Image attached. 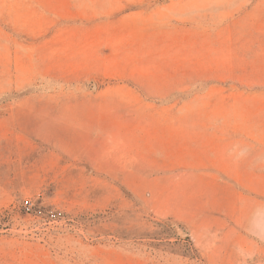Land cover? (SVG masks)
<instances>
[{
	"label": "rangeland",
	"instance_id": "rangeland-1",
	"mask_svg": "<svg viewBox=\"0 0 264 264\" xmlns=\"http://www.w3.org/2000/svg\"><path fill=\"white\" fill-rule=\"evenodd\" d=\"M0 264H264V0H0Z\"/></svg>",
	"mask_w": 264,
	"mask_h": 264
},
{
	"label": "built area",
	"instance_id": "built-area-1",
	"mask_svg": "<svg viewBox=\"0 0 264 264\" xmlns=\"http://www.w3.org/2000/svg\"><path fill=\"white\" fill-rule=\"evenodd\" d=\"M25 204H26V206L30 205L29 200H25Z\"/></svg>",
	"mask_w": 264,
	"mask_h": 264
}]
</instances>
